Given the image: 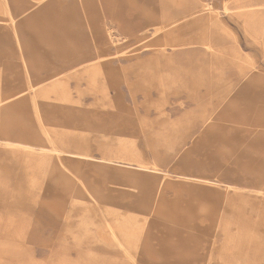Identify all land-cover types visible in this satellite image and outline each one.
I'll return each mask as SVG.
<instances>
[{
    "label": "rangeland",
    "instance_id": "374dc122",
    "mask_svg": "<svg viewBox=\"0 0 264 264\" xmlns=\"http://www.w3.org/2000/svg\"><path fill=\"white\" fill-rule=\"evenodd\" d=\"M201 1L0 0V264H264V0Z\"/></svg>",
    "mask_w": 264,
    "mask_h": 264
},
{
    "label": "crops",
    "instance_id": "0c3cea01",
    "mask_svg": "<svg viewBox=\"0 0 264 264\" xmlns=\"http://www.w3.org/2000/svg\"><path fill=\"white\" fill-rule=\"evenodd\" d=\"M33 5V4H32ZM34 6V5H33ZM32 8V7H31ZM30 9V7H28V8H21V9H19L18 10V12H17V15L16 16H20V15H23V16H26L27 15V13L29 14V12L30 11H28ZM25 12H27V13H25ZM244 13H246V11L244 12ZM244 13H242L243 15H244ZM253 14H255V16L258 18H262L263 19V16H262V14L261 13H259V12H252ZM241 14V17L243 16ZM258 14V15H257ZM27 17V16H26ZM260 20V19H259ZM256 21V20H255ZM244 22L245 23H247L248 22V24L250 23L249 22V19L248 18H246V19H244ZM260 21H256L255 23H259ZM263 27H264V24H263V22H261V24H259V26L257 25L256 27H255V30L253 29L252 31H255L254 33H255V36L254 35H252L251 34V32H250V34H251V36H254V37H257L258 35H261L262 34V32L263 31H259V32H257V30H259V29H263ZM15 34L17 33V29L15 28ZM61 37V36H60ZM62 41H65V40H62ZM86 42H81V41H79L78 40V42L76 41L75 42V44H76V48H74V50L73 51H71L73 54L72 55H74L73 56V59H68V60H66V61H64V65H61V67H60V70L61 69H71V68H74L75 66H78V65H80L83 61L84 62H86L85 60H86V49L83 47L84 45L83 44H85ZM203 51H205V50H203ZM206 52H208V51H206ZM210 55H216L217 56V53L214 51V50H212V52H208ZM80 55V56H79ZM79 56V57H78ZM97 65H95V66H89L88 64L87 65H85L84 66V70L85 71H92V70H97ZM101 67H103V64H101ZM56 68H54V70H55ZM55 75V74H54ZM66 150H64V152H65Z\"/></svg>",
    "mask_w": 264,
    "mask_h": 264
},
{
    "label": "bare ground",
    "instance_id": "6f19581e",
    "mask_svg": "<svg viewBox=\"0 0 264 264\" xmlns=\"http://www.w3.org/2000/svg\"><path fill=\"white\" fill-rule=\"evenodd\" d=\"M191 2V4L192 3H194V2H202L201 0H188V3H190ZM242 14V13H241ZM241 14H240V16H241ZM243 15V14H242ZM258 15V14H257ZM242 18H243V20L244 19H246V18H248L249 19V22L251 23H249V27H250V29H251V34L252 35H254L255 36V31H252L253 29L255 30V27L258 25L259 26V24H261L260 22L259 23H255L256 21H260L259 19V17L257 18L256 16H255V14H253L251 11H246V13H244V15L242 16ZM256 20V21H255ZM259 31H262L261 29H259V30H257V32H259ZM10 118V117H9ZM11 124H12V122H11ZM7 127H8V124H7ZM8 136H13L11 133H6ZM13 137H15V136H13ZM16 138V137H15ZM17 140H19V139H17ZM18 142H24V141H18ZM24 144V143H23ZM25 144H28V145H30L31 143L29 142H25Z\"/></svg>",
    "mask_w": 264,
    "mask_h": 264
}]
</instances>
